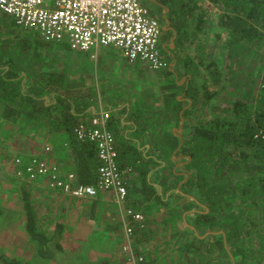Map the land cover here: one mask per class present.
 <instances>
[{
  "label": "crops",
  "instance_id": "crops-1",
  "mask_svg": "<svg viewBox=\"0 0 264 264\" xmlns=\"http://www.w3.org/2000/svg\"><path fill=\"white\" fill-rule=\"evenodd\" d=\"M143 3L159 19L166 38L162 45L169 66L161 70L169 71V82L148 79L147 73L161 70H150L137 60L128 61L119 48L101 46L88 51L77 50L66 41L51 42L83 54L91 63L83 65V71L77 75L58 70L60 66L49 68L47 72L62 73L64 89L85 93L81 102L86 103V108L78 112L80 118L87 120L92 115L107 112V126L110 119L118 123L119 135L115 146L122 142L136 148L145 158L132 162L131 150L118 155L127 188L123 205L141 211L146 218L145 228L136 230L134 237L136 248L144 256L143 264H187L181 247L190 243L189 236L194 233L191 223L194 217L190 211L191 202H188L192 197L187 196L191 187L186 184L192 171L184 168L183 156L176 155L190 132L192 122V113L186 118L182 116L191 105L185 95L187 81L183 70L187 66L186 60L193 59L198 63L199 57L209 53L207 43L211 38L208 35L222 31L214 22L219 11L216 6L209 8L208 0H144ZM198 16L201 20L208 17L211 23L201 24L200 30L196 31L194 22ZM180 30H186L187 34L183 37V45L177 46L176 36ZM187 36L194 42L188 43ZM198 41L204 47L196 51V56L199 54L196 57L190 54H193ZM57 52L63 53L61 49ZM232 62L222 66H229ZM204 63L207 59H202L199 69L206 65ZM217 63L221 65L220 61ZM171 81L174 86L168 87ZM172 92L182 104L175 105L170 98ZM41 98L46 103L55 102L53 93ZM103 103L108 107L104 108ZM27 129L39 134L35 139L33 135L29 137L35 146L27 155L48 145L50 152L47 156L58 165L60 172L74 173L69 137L62 128L41 120L40 123L30 122ZM142 165L149 167L144 180L139 171ZM144 184L156 194L147 197V192L142 190ZM28 190L33 196L39 227L49 234L55 232L56 227L60 229L51 244L54 256L42 258V264H128L121 253L124 230L120 209L112 201L110 193L98 191L93 197L74 198L57 189H49L41 179L30 182ZM6 219L9 220L8 216ZM24 237L32 247L33 255L37 254L26 231ZM56 241L61 248L55 247Z\"/></svg>",
  "mask_w": 264,
  "mask_h": 264
},
{
  "label": "trees",
  "instance_id": "trees-1",
  "mask_svg": "<svg viewBox=\"0 0 264 264\" xmlns=\"http://www.w3.org/2000/svg\"><path fill=\"white\" fill-rule=\"evenodd\" d=\"M208 1L209 8L216 6L219 11L214 21L222 30L214 35L220 40L219 53H224L229 58L231 51L233 50L234 53L239 46L263 43L264 0ZM198 18L194 22L196 31L200 30L201 24L211 23L208 17L203 20L199 16ZM0 19L10 27L11 32L5 37L7 41H1L3 38L0 40V122L9 124L22 120L28 123H40L41 120H46L50 121L53 127L62 128L69 137L73 170L78 181L82 184H93L99 163L96 149L92 143L76 139L73 133L74 126L83 120L78 112L86 108V103L81 102L85 93L69 90L66 87L64 89L63 74L60 72L39 74L36 78L32 77V81L30 72L25 71L2 45L11 44L14 49L31 51L35 54L42 48L52 46L53 42L41 39L35 32L16 27L13 19L2 11H0ZM186 34V30L178 32L177 46L183 45V37ZM185 39L188 43L194 42L189 36ZM202 47H204L203 43L198 41L194 46L193 54L190 55L196 56V51L199 52ZM261 54V62L256 66L258 69L252 78L255 79L252 80L254 86L253 89L248 88V95L235 96L222 111L214 109L210 115H206L204 110L215 107L212 104L213 97L219 93L224 82L234 83L235 75L231 69L228 71L230 65L229 67L219 65L217 61H221L222 58H215L212 53L203 54V57H199L198 54L196 56L199 57L198 63L188 59L190 58L188 54L185 55L188 57L187 66L183 70L187 81L185 95L188 96L191 105L182 116L186 118L192 113V122L190 132L176 151V155L183 156L184 168L192 171L191 178H188L186 184L194 187L193 191L187 190L195 196L193 203L208 207L206 212H193L194 218L191 223L198 233L222 229L228 246L243 237L242 232L248 216L246 217L245 211H242L244 208L242 204L256 203L258 206L257 201L263 200L264 197V139L255 136L259 129L264 127V50ZM202 59H207V64L203 67L206 72L198 74ZM23 71L24 75H22ZM24 76L25 82H22ZM208 81L213 85L221 84L218 89L209 90L206 86ZM171 83L167 86H174L173 81ZM51 93L55 102H44L41 97ZM170 98L175 105L182 104L175 98L174 92L170 94ZM108 128L113 133L115 143L119 135L117 121L110 119ZM130 147L127 144L123 145L122 142L121 144L118 142L115 146L116 159L120 167H122L119 164L120 152L129 153L131 150L132 162L135 163L145 159L136 148ZM139 166L141 165L138 164ZM148 169L147 165H142L139 170L143 180ZM28 187L29 185H24L21 190L25 216L23 226L29 239L34 243L37 255L49 259L54 256L51 244L54 242L55 233L60 229L56 227L55 232L49 234L39 227L38 213ZM142 190L147 192V197L156 194L145 184ZM253 224L255 225L254 220ZM244 231L248 235L249 230ZM218 236L222 237V235ZM195 240L199 239L196 237ZM207 243L215 249L227 252L222 238L215 240L214 243L208 241ZM55 245L61 248L57 241ZM237 251L243 252L241 245L232 248L230 253ZM0 261V264H31L16 258L7 259L2 252H0ZM212 264L220 263L213 260Z\"/></svg>",
  "mask_w": 264,
  "mask_h": 264
},
{
  "label": "built area",
  "instance_id": "built-area-1",
  "mask_svg": "<svg viewBox=\"0 0 264 264\" xmlns=\"http://www.w3.org/2000/svg\"><path fill=\"white\" fill-rule=\"evenodd\" d=\"M144 0H0V11L8 14L18 28L35 32L45 41H66L72 49L93 50L101 46L119 48L130 62H143L150 70L167 69L160 52L162 32L159 19L150 13ZM93 56V54H92ZM107 112L78 122L73 133L96 149L98 166L94 184H82L73 172L61 173L48 157L50 147L13 159L16 178L27 182L45 181L74 198L93 197L98 191L110 193L120 209L123 223L121 252L128 264H143L144 256L131 243L136 230L145 228V215L123 205L127 197L123 171L117 162L113 133L108 129ZM264 139V127L255 134Z\"/></svg>",
  "mask_w": 264,
  "mask_h": 264
},
{
  "label": "rangeland",
  "instance_id": "rangeland-1",
  "mask_svg": "<svg viewBox=\"0 0 264 264\" xmlns=\"http://www.w3.org/2000/svg\"><path fill=\"white\" fill-rule=\"evenodd\" d=\"M0 25V40L3 38L1 41L5 42L7 41L5 37L11 34L10 27H7L5 22H1V19ZM214 35L215 34H211V36L208 35L209 39L211 38L207 43L209 53H212L215 58H222L220 61L221 65L226 62L230 63L232 60L234 61V63H231L230 67H227H229L228 71L231 69L233 75H235V82L223 81V87L212 99V104L215 107L206 108L204 110L206 115H210L214 109L222 111L229 105L235 96L248 95V88L252 87L253 89L254 85H252V80L255 79L252 78L255 76V71L258 69L256 66L261 62V53L264 50L263 40V43L260 45L251 44L245 47L239 46L234 53L233 50L231 51L230 57L228 58L224 53H219L220 49L218 47H220V40ZM164 36V33L161 32L159 49L160 52L166 56V50L162 45V41L166 39ZM2 46L25 71L30 72L32 81V77L36 78L39 74H45V72L52 67L60 66L58 70L69 75H77L83 71L81 68L83 65L88 66L89 63H91L88 57H84L83 54L77 51L60 47L58 43L52 44L51 47L42 48L39 53L35 54L31 51L14 49L11 47V44H4ZM53 48H55L56 51ZM59 48L61 52H63L62 54L57 52V50H60ZM53 50L55 52H53ZM164 70L150 71L146 74V77L148 79H164L166 82H169L170 75ZM198 71V74H203L206 72V69L202 67L198 69ZM22 75H24V71ZM23 82H25V76ZM220 84L221 83L213 85L211 81L206 82V86L209 90H213V88L218 89ZM103 107L106 108L108 106L103 103ZM29 123L22 120L17 123L9 124L0 122V252H2L3 256L7 257V259L16 258L28 261L31 264H42V257H39L37 254L33 255L34 251H32V247L26 242L24 237L25 230L23 219L25 216L21 200V190L24 185L26 186L30 183L16 178L14 173L15 166L13 165L14 158L21 157L23 160V158L27 156L26 153L32 149L34 144L29 137L33 135L35 139L39 136L37 132H32L30 129H27ZM190 187V190L193 191L194 187ZM188 202L191 201L189 200ZM257 203L259 204L258 206H256V203L252 205L242 204L244 206L242 211H245L244 214L246 217L248 216L247 218L249 220L245 222L244 230H249V233L246 235L243 230V237H241V240L228 246L229 252L217 248L215 249L214 246H209L207 243V239L209 240L208 242L214 243L215 240L221 239L220 236H208L209 234L207 231L203 233L192 232V236H189V238H191L190 243L182 245L181 247V250L183 249L182 252L186 255L185 260H187V264H212L213 260L220 264H230L231 257L235 264H264V197L263 200L257 201ZM7 216L9 220L6 219ZM9 216H11V219ZM253 220L255 225L253 224ZM178 223L181 224L180 222ZM208 226L211 227V225ZM211 230L217 231L214 229ZM195 236L199 240H195ZM237 243L241 245L243 252L240 253L237 251L230 256L228 253H230L232 248L238 247ZM131 245L136 252H139L138 248H136L134 238L132 239Z\"/></svg>",
  "mask_w": 264,
  "mask_h": 264
},
{
  "label": "flooded vegetation",
  "instance_id": "flooded-vegetation-1",
  "mask_svg": "<svg viewBox=\"0 0 264 264\" xmlns=\"http://www.w3.org/2000/svg\"><path fill=\"white\" fill-rule=\"evenodd\" d=\"M187 194H188V192H187ZM187 196H191L192 198V201H191V199H189L190 201H191V209H190V211H191V213H193V212H201V211H203V212H206V211H208V207L206 206V205H204V204H196V203H193V200H195V196H193L190 192H189V194L187 195ZM189 198V197H188ZM187 199V198H186ZM222 229H219L218 231H213V230H208L207 232H209L208 234V236H214V234H216V233H221L220 231H221ZM194 232H197V230L195 229V230H193ZM211 231H213V233H210ZM223 231V230H222ZM224 232V231H223ZM217 235H222V233L221 234H217ZM208 238V237H207ZM222 239H223V235H222V237H221ZM226 239V238H225ZM207 241H209L208 239H207ZM224 243V242H223ZM225 246V245H224ZM225 248H226V250H227V252H229L228 251V245L226 244V246H225ZM230 256H232V254L231 253H228ZM233 260V258L231 257V261ZM234 261V260H233ZM231 264V263H230ZM235 264V263H234Z\"/></svg>",
  "mask_w": 264,
  "mask_h": 264
},
{
  "label": "water",
  "instance_id": "water-1",
  "mask_svg": "<svg viewBox=\"0 0 264 264\" xmlns=\"http://www.w3.org/2000/svg\"><path fill=\"white\" fill-rule=\"evenodd\" d=\"M23 79H24V78H22V82H23ZM45 97H46V96H45ZM192 229L195 230V227L192 226ZM220 232H221L222 235H223V242H224V245L226 246V239H225L224 232H223L222 230H221ZM208 233H209V232H208ZM210 233H213V231H211ZM231 264H234V261H233V260L231 261Z\"/></svg>",
  "mask_w": 264,
  "mask_h": 264
}]
</instances>
